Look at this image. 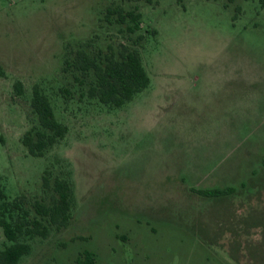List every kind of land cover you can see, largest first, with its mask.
<instances>
[{
    "label": "rangeland",
    "instance_id": "rangeland-1",
    "mask_svg": "<svg viewBox=\"0 0 264 264\" xmlns=\"http://www.w3.org/2000/svg\"><path fill=\"white\" fill-rule=\"evenodd\" d=\"M114 5L141 11L136 33L104 18ZM137 33L150 83L121 107L82 94L62 70L69 48L87 40L116 48ZM0 65L7 195L48 202L44 171L52 181L66 164L76 199L70 223L34 237L18 264H83L87 252L93 264H264L258 0H0ZM35 84L68 126L44 156L22 143L38 124ZM225 187L217 195L197 190Z\"/></svg>",
    "mask_w": 264,
    "mask_h": 264
},
{
    "label": "trees",
    "instance_id": "trees-1",
    "mask_svg": "<svg viewBox=\"0 0 264 264\" xmlns=\"http://www.w3.org/2000/svg\"><path fill=\"white\" fill-rule=\"evenodd\" d=\"M258 1L264 7V0ZM104 18L108 23L114 21L121 31L131 36L140 27L142 13L136 7L125 9L114 5L107 6ZM152 31L156 33V30ZM143 38L144 34L137 33L132 43H120L116 48L108 44L106 49L94 45L91 40L84 41L76 48L66 50L62 70L69 72L79 83L82 94L96 98L110 109L121 107L150 83L138 48ZM0 75H5L1 65ZM14 88L17 93L23 92L20 79L14 82ZM31 106L37 114L38 124L24 132L22 143L30 154L44 156L66 135L68 126L56 117L50 97L38 84L32 88ZM50 176L51 171L46 168L42 184L46 191L52 190L50 200L36 198L30 205L24 195L8 196L0 177V227L5 237L4 243L0 244V264H18L31 252L34 237H46L52 229L61 230L70 223L76 200L71 169L63 164L62 175H55L52 181ZM197 190L217 195L228 192L230 187ZM79 261L93 264L94 259L87 252Z\"/></svg>",
    "mask_w": 264,
    "mask_h": 264
}]
</instances>
